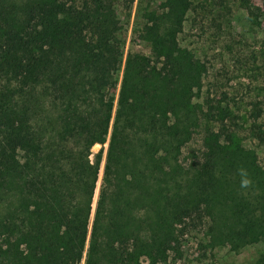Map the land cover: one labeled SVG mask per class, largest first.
<instances>
[{
	"label": "trees",
	"instance_id": "obj_1",
	"mask_svg": "<svg viewBox=\"0 0 264 264\" xmlns=\"http://www.w3.org/2000/svg\"><path fill=\"white\" fill-rule=\"evenodd\" d=\"M134 2L0 0V264H181L189 236L264 239V48L221 40L233 5L264 10L139 0L148 52L123 61L117 7Z\"/></svg>",
	"mask_w": 264,
	"mask_h": 264
},
{
	"label": "rangeland",
	"instance_id": "obj_2",
	"mask_svg": "<svg viewBox=\"0 0 264 264\" xmlns=\"http://www.w3.org/2000/svg\"><path fill=\"white\" fill-rule=\"evenodd\" d=\"M16 1L21 4L26 0ZM159 1L160 0H158L157 3H159ZM251 1L254 5L264 10V0ZM138 2L139 0H135L129 14L124 9H119V7H117V16L120 21L119 33L122 40L123 61L127 53L131 50L144 53L148 52L146 43L140 40L136 32L142 21V12H144L141 10ZM143 5L144 3H142V6ZM221 21L225 33L221 36V40H233V42L237 43L235 46L239 50L242 47V42L247 45V51L249 50V46L256 49L264 48V23L259 24V22H251L244 9L238 7L236 4L233 5L231 12L228 13L225 18H221ZM183 33L184 42L197 52L206 54L207 60L213 65L212 53H214V48L216 46V43H213L215 42L214 39L212 40L209 38L208 42L203 44L205 37L202 30L200 28H193L190 26V22L185 23ZM246 50H244V52H246ZM218 66L219 64L216 65V67ZM228 66H233L232 60L228 61ZM198 145L199 142L196 140L191 147L194 149L195 146ZM100 148V144H95L92 150L93 152H97ZM100 177L101 176H99L98 184L100 183ZM98 184L95 191V199L98 192ZM197 238L198 235L189 236L184 242V257L181 264H264V239L249 244L236 252L232 250L229 245H218L212 251H208L209 249L206 251L200 249L199 251ZM79 264H84L83 260Z\"/></svg>",
	"mask_w": 264,
	"mask_h": 264
},
{
	"label": "clouds",
	"instance_id": "obj_3",
	"mask_svg": "<svg viewBox=\"0 0 264 264\" xmlns=\"http://www.w3.org/2000/svg\"><path fill=\"white\" fill-rule=\"evenodd\" d=\"M238 172H239V175L241 177V180H240L241 189H247V188L251 187L252 186V180L249 176L247 169L241 167L240 169H238Z\"/></svg>",
	"mask_w": 264,
	"mask_h": 264
}]
</instances>
